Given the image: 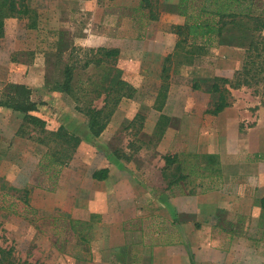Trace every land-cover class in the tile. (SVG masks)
<instances>
[{
    "label": "rangeland",
    "instance_id": "1",
    "mask_svg": "<svg viewBox=\"0 0 264 264\" xmlns=\"http://www.w3.org/2000/svg\"><path fill=\"white\" fill-rule=\"evenodd\" d=\"M28 1L35 27L4 19L17 41L11 63L1 56L0 96L13 90L9 76L24 77L39 121L0 106V264H133L132 249L146 242L194 253L224 247L234 264H264V78L226 84L229 106L208 112L214 76L231 78L245 58L239 31L227 25L209 44L181 39L172 27L186 17L175 9L181 0ZM112 44L117 57L95 64L97 47ZM27 85L20 89L30 97ZM102 106L105 125L94 136L86 110ZM102 167L107 176L93 178ZM213 190L224 215L214 226L224 234L209 236L202 210L197 219L169 215L170 197Z\"/></svg>",
    "mask_w": 264,
    "mask_h": 264
},
{
    "label": "trees",
    "instance_id": "2",
    "mask_svg": "<svg viewBox=\"0 0 264 264\" xmlns=\"http://www.w3.org/2000/svg\"><path fill=\"white\" fill-rule=\"evenodd\" d=\"M142 1V6H150V0ZM184 1L181 0L176 3L175 9L186 17L182 24L172 25L173 32L178 34L181 39L188 38L191 41L201 39L209 44L213 38L222 35L223 28L225 29L227 25H230L239 31L240 39L238 44L245 46L246 54L242 65L234 71L231 78L227 76H214L210 90L218 92V96L213 107L208 112L215 114L230 104V101L227 100L228 88L226 84L231 87H238L242 84L250 85L252 82H256L259 77L260 79L264 78V38L258 37V33L264 29V12L262 11L264 7L256 6L255 0H199L196 9L188 10L186 5L182 8L181 3ZM31 9L26 0H0V35L3 33V24L6 17H27L29 24L32 26L35 25V19L31 16ZM155 16L153 14L150 17L153 19ZM243 38H247L246 43L241 40ZM97 50H102L103 54L101 57L92 60L95 64L103 60L107 62L114 60L119 52L117 47L99 46ZM258 56L260 60L256 59ZM63 74V82L59 90L68 92L71 76L69 66L65 67ZM164 77H166V74ZM215 79L219 80L217 81ZM219 81L224 82L223 87L220 86ZM193 85L194 87L196 86L195 83ZM24 86L22 83H14L11 94L9 92L5 93L2 97L0 96V106L20 110L24 112L22 120L26 117L37 122L39 120L29 112L36 109V102L30 100L29 94L25 95L23 90L20 89ZM102 112H104L103 106L98 109L92 108L86 110L88 114V126L91 128L90 130L94 136H97L105 125V121L98 119L102 116ZM33 117L35 119H32ZM59 126L61 128L63 125ZM63 134L66 135L67 138L65 140L67 142L72 139L78 142L79 138L75 134L67 132L66 130H63ZM209 156L212 157L215 155L212 153ZM49 158L52 161V157ZM170 161L171 158L166 155L165 162L168 163ZM106 176L107 167L99 168V170L92 173V177L98 180ZM180 176H186V174H181ZM27 193L28 190L23 188V202L29 206ZM261 200L264 203V195L261 197ZM12 264L17 263L12 262Z\"/></svg>",
    "mask_w": 264,
    "mask_h": 264
},
{
    "label": "crops",
    "instance_id": "3",
    "mask_svg": "<svg viewBox=\"0 0 264 264\" xmlns=\"http://www.w3.org/2000/svg\"><path fill=\"white\" fill-rule=\"evenodd\" d=\"M26 1H27L28 5L30 7H32L30 5L29 1L28 0H26ZM10 17H13V16H10ZM16 18H19V17H16ZM21 18L28 19L27 17H21ZM5 25H6V23L4 22L3 33H2V35H0V64L3 63L1 61V56L7 57V61L9 63H11L12 60H14L12 58V56L14 55V49L16 48L15 45H16V41H17L15 36L5 35V31H6ZM35 25H36V23H35ZM35 25L32 26L28 23L29 28H33V27H35ZM104 46H106V45H104ZM111 46L117 47L116 44H112ZM7 81L12 82V83H22L25 85H27L26 83L28 82V80H26L24 77L18 78V77H14L13 75L9 76ZM41 82H42V80L40 81V83H38V85L42 84ZM28 83L29 84L27 85V87L31 88L32 83H30V82H28ZM32 92L33 91L31 88L30 100L35 101V99L33 98ZM227 106H229V105H227ZM227 106H225L223 109H225ZM15 112H17L19 114L18 115L20 118L19 120L21 121V119L24 115V112H22L20 110H16ZM29 112L32 113L33 110H31ZM215 193L217 194L220 192H217V190H213L212 192L199 194L195 197H191V196L181 197V196L174 195V196L170 197V199L168 200L169 206L167 208L169 211V215H171L173 217H177L178 219H180L179 218L180 215L188 216V217L197 219L198 213L202 210V212H205V214H206V219L204 218V220L206 221V223H210V226H208V228H207L209 236L213 235L214 233H217L218 231H220L224 234V228L215 227L217 225V223L224 222L223 213H220V214L218 213V211L221 210L219 207H223L222 202H216L215 203L214 201H212V199L210 201V198H212L213 194H215ZM178 201H181V202L184 201L183 208L181 205L180 206L177 205ZM209 202H211V203H209ZM207 219H208V222H207ZM189 220H190V218L182 221V224L187 225L188 223H190ZM179 223L181 224V222H179ZM145 244H147V249H143V250L132 249L130 254H132L131 256H133V259L134 260L135 259L140 260V262L136 261L133 264H139V263L140 264H164L163 262L160 261L161 258L157 257L158 255L160 257L164 256L167 259L165 264H234V263H232V261H234V259L232 258L229 251L227 249H224V247H219V248H214V249L211 247H206V248L205 247H201V248L196 247V248H194V251H195V253H194L189 247H185L183 245L179 249L178 247H174V245H171L170 243H166V242L163 243L164 245H161L160 243H156L154 245V244H151L148 242H146ZM143 247L144 246L142 245V248ZM131 248H132V246H131ZM123 249L125 251V248H123ZM110 251H112V250H110ZM136 251H137V255H135ZM144 253H146V254H144ZM182 254L185 256V260H183V258L181 257ZM201 256H204L205 260H202ZM146 259H147V261H146ZM109 261L111 262V260H109ZM110 262H108V263H110ZM121 262H123V261H121ZM121 262H119V263H121ZM236 264H239V263L236 262ZM242 264H244V263H242Z\"/></svg>",
    "mask_w": 264,
    "mask_h": 264
}]
</instances>
